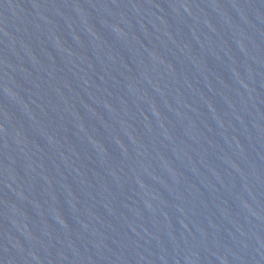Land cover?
Segmentation results:
<instances>
[{
    "label": "water",
    "instance_id": "1",
    "mask_svg": "<svg viewBox=\"0 0 264 264\" xmlns=\"http://www.w3.org/2000/svg\"><path fill=\"white\" fill-rule=\"evenodd\" d=\"M0 264H264V0H0Z\"/></svg>",
    "mask_w": 264,
    "mask_h": 264
}]
</instances>
